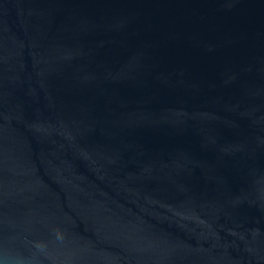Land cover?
<instances>
[{
  "label": "water",
  "instance_id": "95a60500",
  "mask_svg": "<svg viewBox=\"0 0 264 264\" xmlns=\"http://www.w3.org/2000/svg\"><path fill=\"white\" fill-rule=\"evenodd\" d=\"M0 264H264V0H0Z\"/></svg>",
  "mask_w": 264,
  "mask_h": 264
},
{
  "label": "clouds",
  "instance_id": "9594fccd",
  "mask_svg": "<svg viewBox=\"0 0 264 264\" xmlns=\"http://www.w3.org/2000/svg\"><path fill=\"white\" fill-rule=\"evenodd\" d=\"M58 235H59V233H58Z\"/></svg>",
  "mask_w": 264,
  "mask_h": 264
}]
</instances>
